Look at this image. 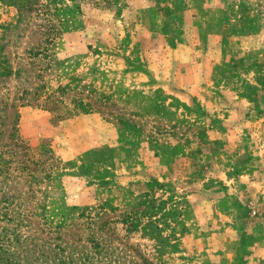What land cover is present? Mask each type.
<instances>
[{"label":"rangeland","instance_id":"1","mask_svg":"<svg viewBox=\"0 0 264 264\" xmlns=\"http://www.w3.org/2000/svg\"><path fill=\"white\" fill-rule=\"evenodd\" d=\"M234 2L0 0V264H264V0Z\"/></svg>","mask_w":264,"mask_h":264},{"label":"trees","instance_id":"2","mask_svg":"<svg viewBox=\"0 0 264 264\" xmlns=\"http://www.w3.org/2000/svg\"><path fill=\"white\" fill-rule=\"evenodd\" d=\"M224 1H225L229 6H233L234 3H235V2H234L235 0H224ZM238 1H239V3L237 4L238 6H241V5H243V4L245 3V2H243V0H241L242 2H241L240 0H238Z\"/></svg>","mask_w":264,"mask_h":264}]
</instances>
